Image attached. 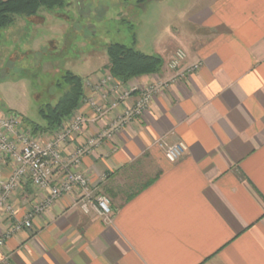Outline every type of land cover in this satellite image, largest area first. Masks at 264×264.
<instances>
[{
    "label": "crops",
    "instance_id": "obj_1",
    "mask_svg": "<svg viewBox=\"0 0 264 264\" xmlns=\"http://www.w3.org/2000/svg\"><path fill=\"white\" fill-rule=\"evenodd\" d=\"M191 1L173 44L153 53L160 71L122 81L106 59L81 76L73 113L85 122L60 144L65 159L132 108L129 88L158 86L141 116L72 168L109 198L110 220L81 211L77 189L64 193L4 240L0 264H264V0ZM177 48L182 67H196L171 80ZM61 125L35 136L46 141ZM160 139L187 150L170 162ZM47 194L18 187L14 217L0 211V237Z\"/></svg>",
    "mask_w": 264,
    "mask_h": 264
},
{
    "label": "rangeland",
    "instance_id": "obj_2",
    "mask_svg": "<svg viewBox=\"0 0 264 264\" xmlns=\"http://www.w3.org/2000/svg\"><path fill=\"white\" fill-rule=\"evenodd\" d=\"M191 2L64 0L51 11L39 9L41 21L16 16L0 29V119L10 120L18 133L35 135L23 117L43 123L38 109L60 96L63 72L85 76L98 70L111 42L148 54L172 45ZM8 137L15 141L14 134Z\"/></svg>",
    "mask_w": 264,
    "mask_h": 264
},
{
    "label": "built area",
    "instance_id": "obj_3",
    "mask_svg": "<svg viewBox=\"0 0 264 264\" xmlns=\"http://www.w3.org/2000/svg\"><path fill=\"white\" fill-rule=\"evenodd\" d=\"M185 57V51L177 48L169 59L167 66L175 72L171 80L187 75L196 67V65L182 67ZM157 89V85L129 88L124 97L137 92L132 108L111 122L96 137L87 139L86 143L77 147L74 154L68 159L62 157L60 144L71 140L73 134L80 130L81 125L85 122L81 114L73 113L61 125L58 132L46 141L40 140L35 135L27 136L21 132L18 133L12 130L14 124H11L10 120L0 119V211L4 212L7 219L14 217V206L9 203V199L13 190L25 182H30L34 187L48 191L47 196L27 212L24 219L15 220L12 228L2 234L0 245L12 234L31 228L33 216L51 205L55 198L76 189L79 191V196L75 204L81 211L84 213L93 212L103 221H109L112 212L109 198L96 187L91 186L84 174L72 168L80 162L85 153L91 151L104 139L111 138L133 118L141 116L149 99ZM97 112L102 115L105 111L97 108ZM12 134L15 136V141L9 140L8 135ZM158 145L165 158L170 162H175L187 150L182 141L169 144L164 139H160ZM6 163L12 167L10 174L4 177L3 167ZM58 172H61L62 176L57 179Z\"/></svg>",
    "mask_w": 264,
    "mask_h": 264
},
{
    "label": "trees",
    "instance_id": "obj_4",
    "mask_svg": "<svg viewBox=\"0 0 264 264\" xmlns=\"http://www.w3.org/2000/svg\"><path fill=\"white\" fill-rule=\"evenodd\" d=\"M64 5V0H0V29L10 26L16 16L31 20H42L37 17L39 9L53 10ZM108 69L122 81H127L143 74L160 71L163 60L156 54H148L118 42L109 43L106 48ZM59 86H64L60 96L50 103L39 107L38 114L43 123L23 117L33 132L52 131L70 118L78 107L83 96V78L69 70L61 75Z\"/></svg>",
    "mask_w": 264,
    "mask_h": 264
}]
</instances>
